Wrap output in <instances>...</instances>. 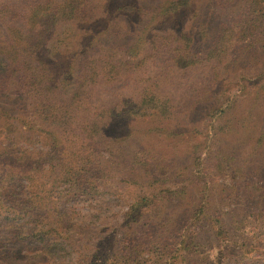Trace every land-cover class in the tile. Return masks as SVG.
Masks as SVG:
<instances>
[{
	"label": "trees",
	"instance_id": "obj_1",
	"mask_svg": "<svg viewBox=\"0 0 264 264\" xmlns=\"http://www.w3.org/2000/svg\"><path fill=\"white\" fill-rule=\"evenodd\" d=\"M194 1L164 0L150 7L119 4L107 23L112 26L108 46L99 44V32L87 43L79 41L77 48L67 47V43L61 51L69 34L66 28L73 29L71 24L77 29L98 24L95 3L0 0V121L6 125L4 145L0 146V264H93L92 258L78 256L77 247L86 235L85 226L103 218L110 202L94 182L106 175L109 163L127 165L124 158L131 156L140 172L171 179L168 160L158 165L142 161V156L155 153L154 147L140 144L127 152V145L116 142L122 156L107 142L110 129L129 125L124 124L125 119L137 123L177 118L174 98L153 91V85L135 99L113 105L96 102L93 88L118 82L133 65L127 55L138 56L148 41L153 55L165 52L175 69L186 71L222 62L232 42L260 43L264 63V0H227L234 10L232 19L219 23L211 33L210 45L200 50L195 48L197 36L190 28L176 32L160 26L170 19L180 23ZM143 12L149 20L141 30L132 31L127 18ZM104 25H99L98 31ZM154 26L158 30L150 31ZM60 28L65 31L59 33ZM93 48L97 50L91 51ZM49 50L54 56L48 55ZM158 129L148 128L145 134L153 139ZM45 135L49 138L46 144L42 142ZM63 139L75 146L80 143V155L65 159ZM41 143L42 149L36 150ZM196 149L192 148V153L198 165ZM176 168L171 171L177 173ZM158 193H164L160 198L166 202L173 194L170 190ZM149 201L151 195L139 196L129 206L132 217ZM80 203L89 205L90 210L76 209ZM257 247L251 246L260 253ZM255 261L249 264H259ZM114 263L141 264V258L125 260L120 254H106L95 264Z\"/></svg>",
	"mask_w": 264,
	"mask_h": 264
},
{
	"label": "rangeland",
	"instance_id": "obj_2",
	"mask_svg": "<svg viewBox=\"0 0 264 264\" xmlns=\"http://www.w3.org/2000/svg\"><path fill=\"white\" fill-rule=\"evenodd\" d=\"M91 1L98 6V24L78 29L71 24L73 29L66 28L69 34L61 51L67 43V47L77 48L79 41L85 44L99 32V44L108 46L112 26L107 23L119 4L150 7L164 0ZM232 12L227 0H195L180 23L169 18L171 22L160 26L176 32L190 28L197 36L195 48L200 50L210 45L211 33L219 23L232 19ZM127 19L131 30L139 31L149 15L143 12ZM101 24L105 25L98 31ZM62 29L59 33L65 31ZM259 46L232 42L222 62L179 71L165 52L153 55L147 41L138 56H126L133 59V65L118 82L93 88L96 102L101 104L138 98L151 85L153 91L174 98L177 118L173 122L135 123L128 118L124 124L129 125L110 129L107 142L122 156L116 142L127 145V152L140 144L152 146L155 153L142 156V161L158 165L168 160L177 173L170 168L171 179H156L146 170L140 172L131 156L124 158L127 165L109 163L106 175L94 182L110 202L103 218L85 226L86 235L77 247L81 259L92 258L95 264L106 254H120L125 260L139 256L141 264H249L254 259L264 264V63ZM54 54L49 50L48 55ZM148 128H159L155 138L145 134ZM5 129L1 120L0 146L4 145ZM48 139L45 135L42 142L46 144ZM63 142L65 159L80 155V143ZM195 147L200 154L198 165L192 153ZM161 190L172 191L167 202L160 198ZM143 194L151 195L152 202L132 217L129 206ZM90 208L84 203L76 207L84 213ZM251 246L260 247L262 255Z\"/></svg>",
	"mask_w": 264,
	"mask_h": 264
}]
</instances>
